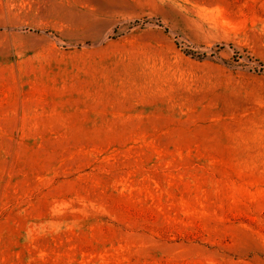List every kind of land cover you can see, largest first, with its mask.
I'll return each instance as SVG.
<instances>
[{"label":"rangeland","instance_id":"obj_1","mask_svg":"<svg viewBox=\"0 0 264 264\" xmlns=\"http://www.w3.org/2000/svg\"><path fill=\"white\" fill-rule=\"evenodd\" d=\"M0 264H264V0H0Z\"/></svg>","mask_w":264,"mask_h":264}]
</instances>
